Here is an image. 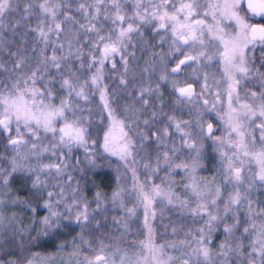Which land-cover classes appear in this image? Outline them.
<instances>
[{
  "label": "snow or ice",
  "instance_id": "snow-or-ice-1",
  "mask_svg": "<svg viewBox=\"0 0 264 264\" xmlns=\"http://www.w3.org/2000/svg\"><path fill=\"white\" fill-rule=\"evenodd\" d=\"M242 12L0 0V264H264V24Z\"/></svg>",
  "mask_w": 264,
  "mask_h": 264
},
{
  "label": "rangeland",
  "instance_id": "rangeland-1",
  "mask_svg": "<svg viewBox=\"0 0 264 264\" xmlns=\"http://www.w3.org/2000/svg\"><path fill=\"white\" fill-rule=\"evenodd\" d=\"M209 153H211V149H209ZM66 239H71V237L70 236H61L56 241H54L53 243H49L47 247H44L43 249L41 248L42 251L37 253L38 257H44V256L52 255V254H56L58 256L64 255V253H62V252L57 253V250L53 246V244H58V243H60V241L66 240ZM47 249H49V250H47ZM57 264H59V261H57Z\"/></svg>",
  "mask_w": 264,
  "mask_h": 264
},
{
  "label": "flooded vegetation",
  "instance_id": "flooded-vegetation-1",
  "mask_svg": "<svg viewBox=\"0 0 264 264\" xmlns=\"http://www.w3.org/2000/svg\"><path fill=\"white\" fill-rule=\"evenodd\" d=\"M242 14H246L249 22L255 23V24H264V16L261 15H253L251 12L247 10V0L243 1V12ZM257 57H259V49H257L256 52Z\"/></svg>",
  "mask_w": 264,
  "mask_h": 264
},
{
  "label": "trees",
  "instance_id": "trees-1",
  "mask_svg": "<svg viewBox=\"0 0 264 264\" xmlns=\"http://www.w3.org/2000/svg\"><path fill=\"white\" fill-rule=\"evenodd\" d=\"M107 171H109V170L108 169H104V170H102V173L103 172H107ZM96 179H97V181H100L101 179H103L106 183L110 181V178L108 176H106V175H103V174L101 176L96 177ZM103 190L104 191H109L108 188H104ZM42 214H43V212H41V215ZM47 246H48V244H44V245H41V246H39L37 248H34L32 251L35 252V253H39V252L42 251L41 248L43 249L44 247H47ZM47 250H49V249H47ZM29 255H31V253H29Z\"/></svg>",
  "mask_w": 264,
  "mask_h": 264
}]
</instances>
